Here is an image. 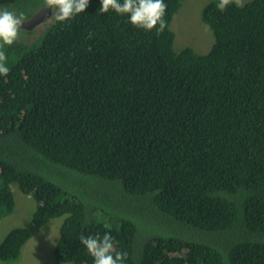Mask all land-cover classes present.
<instances>
[{
    "label": "trees",
    "instance_id": "1",
    "mask_svg": "<svg viewBox=\"0 0 264 264\" xmlns=\"http://www.w3.org/2000/svg\"><path fill=\"white\" fill-rule=\"evenodd\" d=\"M182 1L164 0L159 36L89 0L5 46L0 221L17 182L37 202L34 226L64 216L59 263L93 264L79 237L110 231L124 264H264V0L223 12L207 3L214 42L203 54L173 49ZM43 6L0 0L24 20ZM31 235L11 228L0 259L17 260Z\"/></svg>",
    "mask_w": 264,
    "mask_h": 264
},
{
    "label": "clouds",
    "instance_id": "2",
    "mask_svg": "<svg viewBox=\"0 0 264 264\" xmlns=\"http://www.w3.org/2000/svg\"><path fill=\"white\" fill-rule=\"evenodd\" d=\"M88 4L89 0H44V6L51 8L52 14L41 23L47 21L52 15L54 22L65 23L70 21L80 13H83L88 7ZM100 4L101 6L98 10L100 13H107L112 10L118 15L127 16L128 22L134 27L145 31H152L155 29L158 36L167 28V22L164 19L167 5L164 0H100ZM232 4L242 8L244 6V0H217L216 8L218 11L223 12ZM23 23V14L18 15L6 7H0V76H7L10 72V68L7 66L5 46H11L18 40L20 28ZM91 36L92 33H89V38H91ZM13 184H17L22 200L29 206L33 205L35 208L37 202L33 196L24 193L17 182L10 185L12 192ZM15 206L16 200L14 210ZM14 210L12 213H14ZM79 239L80 243L85 246L88 254L93 257V264H124L127 253L115 252V254H113L114 237L111 235L110 231H105L102 236L99 234L81 235ZM23 248L24 244L21 247L22 254L20 251V257L16 261L23 259ZM179 253H181V251ZM60 263L72 264L73 262Z\"/></svg>",
    "mask_w": 264,
    "mask_h": 264
},
{
    "label": "rangeland",
    "instance_id": "3",
    "mask_svg": "<svg viewBox=\"0 0 264 264\" xmlns=\"http://www.w3.org/2000/svg\"><path fill=\"white\" fill-rule=\"evenodd\" d=\"M210 1L212 0H183L180 7L174 12L169 27L174 33L173 49L176 52H179L184 47H191L196 53L203 54L210 49L214 42V35L212 30L203 22L200 15L202 8ZM247 1L249 0H244V3ZM49 21L48 19L44 22L45 24L37 25L34 30L40 32ZM34 35L35 33H32L30 37ZM56 176L57 173H52L48 177L52 180ZM65 185L73 187L71 181L64 183L63 186ZM12 189L16 206L14 213L0 221V241L14 226L31 227L32 235L24 243V257L22 260L4 262L0 259V264H61L55 261L52 251L64 216L49 218L41 227L34 226L30 216L33 205L29 206L22 200L17 184H13ZM223 238H226L225 233L217 236L219 243L224 241ZM184 251L183 249L182 252ZM170 257L178 260L181 257V253L170 254Z\"/></svg>",
    "mask_w": 264,
    "mask_h": 264
},
{
    "label": "water",
    "instance_id": "4",
    "mask_svg": "<svg viewBox=\"0 0 264 264\" xmlns=\"http://www.w3.org/2000/svg\"><path fill=\"white\" fill-rule=\"evenodd\" d=\"M50 9L51 8H47L45 6L38 8L37 12H35L30 18L24 20L21 28L32 29L52 14V10Z\"/></svg>",
    "mask_w": 264,
    "mask_h": 264
},
{
    "label": "crops",
    "instance_id": "5",
    "mask_svg": "<svg viewBox=\"0 0 264 264\" xmlns=\"http://www.w3.org/2000/svg\"><path fill=\"white\" fill-rule=\"evenodd\" d=\"M23 252H24V249H23ZM21 254H22V249H21ZM65 263H69V262H65Z\"/></svg>",
    "mask_w": 264,
    "mask_h": 264
},
{
    "label": "bare ground",
    "instance_id": "6",
    "mask_svg": "<svg viewBox=\"0 0 264 264\" xmlns=\"http://www.w3.org/2000/svg\"><path fill=\"white\" fill-rule=\"evenodd\" d=\"M178 33V32H177Z\"/></svg>",
    "mask_w": 264,
    "mask_h": 264
}]
</instances>
